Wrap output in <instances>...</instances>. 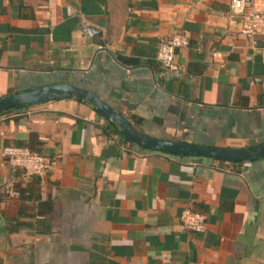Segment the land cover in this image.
I'll list each match as a JSON object with an SVG mask.
<instances>
[{"label": "crops", "instance_id": "obj_1", "mask_svg": "<svg viewBox=\"0 0 264 264\" xmlns=\"http://www.w3.org/2000/svg\"><path fill=\"white\" fill-rule=\"evenodd\" d=\"M229 17V0H0V99L67 83L140 135L261 146L264 32L253 46ZM173 33L190 37L182 76L161 79ZM107 128L74 98L0 114V264H264V157L176 156ZM6 146L54 158L44 181ZM186 209L203 232L182 226Z\"/></svg>", "mask_w": 264, "mask_h": 264}, {"label": "water", "instance_id": "obj_2", "mask_svg": "<svg viewBox=\"0 0 264 264\" xmlns=\"http://www.w3.org/2000/svg\"><path fill=\"white\" fill-rule=\"evenodd\" d=\"M72 98L78 102L86 101L91 104L94 110L108 123L118 126L123 137L144 149L176 156L206 157L227 162L253 161L264 157V144L254 148L225 149L140 135L125 117L101 101L94 93L67 83H49L32 90L3 97L0 99V114L16 107H28Z\"/></svg>", "mask_w": 264, "mask_h": 264}, {"label": "built area", "instance_id": "obj_3", "mask_svg": "<svg viewBox=\"0 0 264 264\" xmlns=\"http://www.w3.org/2000/svg\"><path fill=\"white\" fill-rule=\"evenodd\" d=\"M230 23L237 25L239 34L246 37L255 46L257 39L264 32V0H229ZM187 33H173L157 46L156 60L160 65L161 79H179L182 72L177 63V51L189 46ZM2 156L12 168L23 171L27 177H34L39 182L53 167L54 158L31 152L18 146H6ZM182 226L189 231L203 232L207 223L206 216L189 209L184 210L179 217Z\"/></svg>", "mask_w": 264, "mask_h": 264}, {"label": "trees", "instance_id": "obj_4", "mask_svg": "<svg viewBox=\"0 0 264 264\" xmlns=\"http://www.w3.org/2000/svg\"><path fill=\"white\" fill-rule=\"evenodd\" d=\"M23 107H16V108H13V109H10V110H18V109H22ZM10 110H7V111H5V112H8V111H10ZM2 114V113H1ZM118 132V130H117V126L116 125H114V124H111V123H108V128L106 129V132ZM126 139V138H125ZM127 141H130V140H128V139H126Z\"/></svg>", "mask_w": 264, "mask_h": 264}]
</instances>
